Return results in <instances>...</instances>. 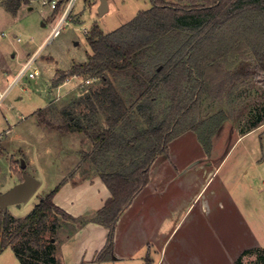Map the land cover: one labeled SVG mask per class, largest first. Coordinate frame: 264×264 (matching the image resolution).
Masks as SVG:
<instances>
[{
  "label": "trees",
  "instance_id": "trees-1",
  "mask_svg": "<svg viewBox=\"0 0 264 264\" xmlns=\"http://www.w3.org/2000/svg\"><path fill=\"white\" fill-rule=\"evenodd\" d=\"M13 1L8 9L14 13L25 0ZM151 1L150 8L111 32L95 24L88 60L56 73L54 84L70 75L91 80L58 110L62 124L55 126L47 109L38 110L41 123L90 138L93 148L83 151L82 161L91 163L110 197L92 218L57 206L58 188L22 218L0 208V253L11 247L21 264H59L58 232L70 228L72 234L93 220L109 228L98 259L111 258L120 215L148 183L156 157L188 130L204 144L201 136L210 139L221 127L226 114L218 112L220 122L210 123L202 115L203 100L235 102L247 93L243 87L264 78V0ZM263 123L262 114L243 132ZM234 264H242L241 257Z\"/></svg>",
  "mask_w": 264,
  "mask_h": 264
},
{
  "label": "rangeland",
  "instance_id": "rangeland-1",
  "mask_svg": "<svg viewBox=\"0 0 264 264\" xmlns=\"http://www.w3.org/2000/svg\"><path fill=\"white\" fill-rule=\"evenodd\" d=\"M8 1L0 0V62H3L4 59L10 61L13 59L12 53L19 52L22 59L35 57L31 69L38 68L40 71L37 78H29L30 71H28L13 83L17 69L24 65L16 66L18 68L13 72L10 80H7L13 83L12 88L4 98L0 99L1 128L6 127L8 123L13 125L8 137L0 136V152L4 155L3 161L0 160V192L7 191L21 181L24 171L33 173L41 181L37 190L27 201L9 205L8 211L17 218H22L33 210L42 196H46L59 184L61 179L59 174L68 175L69 172L77 171V178L97 175L89 161L81 164L83 151L93 148V143L87 135L80 132L63 133L54 125L49 126L47 123H41L38 110L45 108L47 109V118L53 121L55 126L62 124L65 117L62 118L58 110L65 106L74 95H80L87 85V76L70 75L65 81L71 82L62 86L60 92L57 93L58 88L51 87L55 81V73L59 70H68L74 64L88 60L91 51L88 36L95 24H98L104 32H111L133 19L141 10L150 8L152 1L108 0L106 10L104 13H100V4L97 7L100 0H77L66 16H63V9H66L65 6L69 0L62 4L56 0L55 8L51 5L52 0H25L22 3L30 6L40 5V7L33 10L20 7L13 15L2 9V6L5 7V5L11 8L14 1L11 0L10 3ZM52 10L56 11V16L59 17L54 31L57 28L60 31L54 35L52 30L48 36L52 29L51 24L47 23L45 26L43 23L44 20H52L55 15L49 16L48 14L44 20L43 16ZM70 87V90L75 92L66 98L65 91ZM243 88H246L247 93L232 103H229L227 98L211 96L203 100L202 115L210 123L220 122L221 117L217 116L218 112L223 111L226 114L225 120L221 124V127L223 126L221 130L218 128L210 139L209 136H201L204 143L202 145H205L208 153L205 162L209 160L214 163L217 159H222L231 149L223 164V170L226 171L237 162L241 168L251 167L256 170V159L264 158V124L261 130H254L246 135L243 132L260 115H264V78L260 79L259 84L251 86V83H248ZM49 92L54 94L50 98ZM50 102L54 107L49 108ZM33 113L35 114L33 115ZM21 116L24 118L20 119ZM204 129L208 130L207 127ZM1 132L2 130H0ZM86 170H90V172L86 174ZM242 177L241 182H244V176ZM198 217V223L203 231L207 232L206 238L211 251L213 248L216 250V234L211 236L213 230H216V227L212 225L216 224V218L202 217L201 219L200 216ZM69 229H66V232ZM66 232L59 231L56 241L51 232L47 233V237L57 243L55 254L60 260L62 259V255L60 256L59 253L60 243L64 241ZM9 248L6 250H10ZM217 249L216 261L223 262L222 249ZM262 249H257L242 257L241 263L264 264ZM210 257L211 252L202 253L199 262L208 264L211 261ZM0 261L4 262L0 264H21L12 251L4 253Z\"/></svg>",
  "mask_w": 264,
  "mask_h": 264
},
{
  "label": "crops",
  "instance_id": "crops-1",
  "mask_svg": "<svg viewBox=\"0 0 264 264\" xmlns=\"http://www.w3.org/2000/svg\"><path fill=\"white\" fill-rule=\"evenodd\" d=\"M76 1L71 5L67 2L66 9L63 6V16L73 8ZM20 7L33 10L40 5L22 3ZM2 9L14 14L6 5ZM48 14L55 16L52 20H44ZM56 15L57 12L52 10L43 16V24H51L48 36L58 22L59 17ZM11 57L13 59L10 61L4 59L0 62V99L19 80L17 76L22 67L17 68L30 58L33 59L32 65L35 60V57L22 59L19 52H13ZM32 65L28 71L37 70V74L34 77L28 76L34 79L40 71L38 68L32 70ZM16 69L18 71L14 74V82H8ZM70 82L52 83L51 87L58 88L59 93L60 88ZM71 87L65 91L66 98L75 92L70 90ZM53 95V92L48 94L49 98ZM263 124L244 135L261 130ZM12 127L9 123L4 128L0 125V136L8 137ZM168 148V153L156 157L150 167L148 183L121 213L116 225L111 258L98 259L99 252L106 245L109 228L91 220L78 225L72 234L65 230L66 236L60 243L62 259H59V264H205L199 262V257L206 252H211L208 264H234L240 257L264 248V158L256 159V170L251 167L241 168L238 162L228 171L223 170L231 149L222 159L214 163L209 160L205 162L208 153L193 130L174 138ZM3 157L0 152V160L3 161ZM81 164L85 162L81 160ZM72 172L68 175L59 174L61 179L55 187L58 190L54 202L74 217L92 218L110 197V191L101 177L94 174L77 178V171ZM88 172L90 170L85 171L86 174ZM242 176L244 182H241ZM198 216L201 219L216 218V224H212L216 230H213L211 236L216 234V250L222 249L223 262L216 261L218 252L214 248L211 251L207 232L198 223ZM8 248L0 253V259L6 252L12 251L15 254L11 247L6 250Z\"/></svg>",
  "mask_w": 264,
  "mask_h": 264
},
{
  "label": "water",
  "instance_id": "water-1",
  "mask_svg": "<svg viewBox=\"0 0 264 264\" xmlns=\"http://www.w3.org/2000/svg\"><path fill=\"white\" fill-rule=\"evenodd\" d=\"M108 0H100V13H104ZM23 168L25 163L23 160ZM40 185V180L31 173L23 172V179L5 192H0V208L8 210L9 205L27 201Z\"/></svg>",
  "mask_w": 264,
  "mask_h": 264
},
{
  "label": "built area",
  "instance_id": "built-area-1",
  "mask_svg": "<svg viewBox=\"0 0 264 264\" xmlns=\"http://www.w3.org/2000/svg\"><path fill=\"white\" fill-rule=\"evenodd\" d=\"M73 1H74V0H69V1H68V4L71 5V4L73 3ZM51 5H52L53 8H55L56 5H57V1H56V0H52V4H51ZM59 31H60L59 28L55 29V31H54V35L58 34ZM32 61H33V60L30 59L28 62H26V63L24 64V66L21 68V70L19 71V74H18V76H17L18 79H20L22 76H24V75L28 72L29 68H30L31 65H32ZM36 74H37V70H34V71H30L28 75H29L30 77H34ZM86 83H90V80H87Z\"/></svg>",
  "mask_w": 264,
  "mask_h": 264
}]
</instances>
